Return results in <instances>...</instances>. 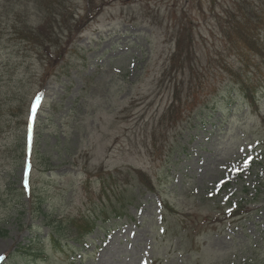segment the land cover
Listing matches in <instances>:
<instances>
[{"label":"rangeland","instance_id":"374dc122","mask_svg":"<svg viewBox=\"0 0 264 264\" xmlns=\"http://www.w3.org/2000/svg\"><path fill=\"white\" fill-rule=\"evenodd\" d=\"M61 9L77 28L60 23L38 53L5 16L0 27V264H264V57L243 46L247 25L264 42V0ZM28 15L43 40L46 17L36 5ZM178 40L201 87L186 94V78L182 112L168 115ZM88 219L100 228L78 243Z\"/></svg>","mask_w":264,"mask_h":264},{"label":"trees","instance_id":"16d2710c","mask_svg":"<svg viewBox=\"0 0 264 264\" xmlns=\"http://www.w3.org/2000/svg\"><path fill=\"white\" fill-rule=\"evenodd\" d=\"M51 1L52 0H0V27L3 25V17L5 16L7 21L11 23L10 29L7 30L12 31L11 33L14 34L19 41H22L27 44V46H30V48L35 51L39 52L41 49L44 48L47 40L54 39L53 36L57 35V31L61 30V24L64 25L63 33H70L74 30V28H77L73 24L74 18L73 14L71 13V18L67 19L68 11H65L64 15H59L58 10L61 9L63 3L65 0H53L56 2V8L51 7ZM38 8L39 11L45 16V22L47 25L48 32L44 34L43 40L39 39L37 34H35V30L33 28V25L30 24L27 26V22L25 21V18L29 17L28 12L30 7L34 6ZM62 12H64L61 9ZM253 16H250L249 21L247 23L250 24L251 18ZM61 23V24H60ZM254 27H251L247 25L245 28L248 31L247 39L243 43L244 47H246V52L251 55L253 58L258 57L260 59L261 57H264V42H260V35L257 33L252 34ZM67 31V32H66ZM77 34V32H74ZM57 40V37L54 39ZM72 40V39H71ZM262 40V39H261ZM264 41V40H263ZM196 64L194 63V60L191 58V55H188L185 52L184 45L182 44V41L178 40L175 44V51L174 55L171 58V63L169 66V71H178L180 75L179 82H175L171 86V92H172V102L170 103L169 107L167 108V113L170 115L171 111H177L178 113L182 112V107L180 103V91L184 89L185 80L187 78V84L189 85V88L187 89L186 94H195V91L193 90V87H191V84L193 83L194 88L197 89V87H201V82L195 80L197 76V68ZM166 72V71H165ZM188 76V77H187ZM239 92L241 94V99L245 100L246 103H248L250 106H256V99L254 95L253 90H249L248 88H240ZM178 99L177 104H175L174 99ZM184 110L189 107V104L185 102L183 104ZM170 112H169V111ZM134 174L137 175V178L147 187L148 190H154L152 187V184L150 180H147V177L142 173H137V170L133 169L132 171ZM110 177V176H109ZM146 181V182H145ZM100 184H103L105 187L106 180H103L102 178L99 180ZM118 187V186H116ZM31 197L32 194H31ZM120 211L117 212L114 216H120L118 215ZM112 216H109L106 220L108 221ZM97 220H100V217H96ZM90 220L88 219L85 223L86 226H83V233L79 234V231L77 232L76 236L74 237V240L78 243L83 242L82 240L85 239V236L90 234L95 228H100V226L97 224V220ZM74 225V223L72 224ZM78 230L77 223L74 225ZM51 229L54 227L53 224L50 226ZM59 235V234H58ZM61 235V234H60Z\"/></svg>","mask_w":264,"mask_h":264},{"label":"snow or ice","instance_id":"6c2138e0","mask_svg":"<svg viewBox=\"0 0 264 264\" xmlns=\"http://www.w3.org/2000/svg\"><path fill=\"white\" fill-rule=\"evenodd\" d=\"M41 96H42V94H39L36 98L35 104L33 106V115L35 114L36 106L39 105V103H40ZM4 259H5V257L3 255H0V260H4Z\"/></svg>","mask_w":264,"mask_h":264}]
</instances>
